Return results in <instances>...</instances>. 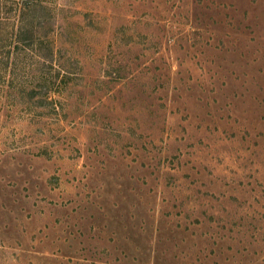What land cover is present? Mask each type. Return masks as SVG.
<instances>
[{"label":"rangeland","instance_id":"1","mask_svg":"<svg viewBox=\"0 0 264 264\" xmlns=\"http://www.w3.org/2000/svg\"><path fill=\"white\" fill-rule=\"evenodd\" d=\"M29 1L0 0V264H264V0Z\"/></svg>","mask_w":264,"mask_h":264},{"label":"trees","instance_id":"2","mask_svg":"<svg viewBox=\"0 0 264 264\" xmlns=\"http://www.w3.org/2000/svg\"><path fill=\"white\" fill-rule=\"evenodd\" d=\"M27 1H29V0H27ZM29 2H31V1H29ZM41 4H42L41 1H36L34 5L32 4V7L34 8L36 5H37V7H38V6L41 7ZM29 7H30V5L27 4V2H24L22 8H23V9H25V8L27 9V8H29ZM37 7H36V8H37ZM20 34H21V32H20Z\"/></svg>","mask_w":264,"mask_h":264}]
</instances>
